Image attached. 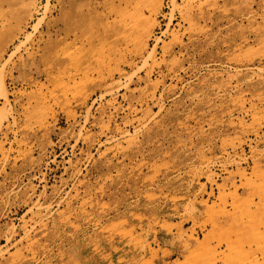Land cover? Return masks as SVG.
Returning <instances> with one entry per match:
<instances>
[{
  "label": "rangeland",
  "instance_id": "rangeland-1",
  "mask_svg": "<svg viewBox=\"0 0 264 264\" xmlns=\"http://www.w3.org/2000/svg\"><path fill=\"white\" fill-rule=\"evenodd\" d=\"M170 1L158 0L162 3L161 10L152 16V37L144 50L137 41H132L134 32L129 21H124L123 13L133 6L130 0H52V14L44 23V39L37 54L21 71L14 70L7 80L10 90L25 92L22 113L26 116L22 114L19 125L10 131V140L15 145L9 159L0 158V245L5 244V225L11 221L19 225L21 216L30 207L28 195L24 194L29 178L37 186V193L46 183L48 188L55 184L60 187L59 177L64 167H68L65 161L75 150L82 158V174L78 179L71 171L62 175L65 185L60 187L61 195L66 198L76 181L86 185L79 187L80 194L68 209L53 204V214L64 212L65 215L50 219L44 230L37 227L33 245L10 264H196L188 256L184 240L178 238L179 228L229 255L227 246L238 236L236 229V235L224 231L230 240L221 231L229 227V222L217 219L219 229L199 203L211 191V201L218 195L216 186L210 185L204 175L206 164L222 175V166L234 158L236 148L237 153L248 158L243 167L251 172L250 150L257 147L264 151V87L243 86V102L230 104L227 98L238 76L242 79L249 71L264 68V48L256 41L259 36L264 37V0H218L216 5L206 6L198 14L192 34L184 32L188 25ZM140 6L149 16L144 0ZM170 13L174 14L172 29L178 28V24L184 26L181 44L161 34L167 28ZM35 20L27 21V27ZM14 35L9 42H0L6 51L19 41V34ZM158 37L165 39L156 48L158 62L164 47L171 50L168 61L174 58L177 62L169 67H153L152 82L161 83L157 88L146 89L143 98L149 100L153 93L157 98L162 97L169 113L163 112L152 121L145 119L144 124L148 122L137 142L123 143L118 150L107 143L111 133L104 128L93 129L90 138H80L75 143L76 132L71 130L75 119L83 122V115L91 105L95 111L101 95L104 102L112 93L118 94L121 101L119 73L129 74L132 68L139 69ZM70 48L78 53L74 61L64 53ZM144 74L141 71L140 76ZM235 74L238 76L228 79ZM60 77L71 82L72 90L66 95L59 83L56 86L55 81ZM142 89L143 86L138 88ZM40 92L47 96L49 107L43 128L35 124L41 106L36 95ZM139 109L143 111L145 106ZM238 116L245 118L246 125L236 131L229 121ZM143 117L142 113L131 117L134 127L138 126V119L144 121ZM25 129L29 132L24 133ZM13 132L18 133L16 139ZM88 152L89 158L85 155ZM236 184L241 186L237 180ZM200 187H205V197L193 201ZM230 202L228 199L229 206ZM25 217L28 220L31 216ZM165 222L174 226L167 225L166 229ZM245 232L242 236L248 242L250 238ZM19 238L17 235L13 243ZM247 244L245 250L251 245L257 250L249 251L262 256L256 243ZM11 254H15L14 249ZM227 256L219 264H230Z\"/></svg>",
  "mask_w": 264,
  "mask_h": 264
},
{
  "label": "bare ground",
  "instance_id": "bare-ground-1",
  "mask_svg": "<svg viewBox=\"0 0 264 264\" xmlns=\"http://www.w3.org/2000/svg\"><path fill=\"white\" fill-rule=\"evenodd\" d=\"M140 1L141 0H130L131 4L133 5L132 9L124 12L123 15L125 18L124 21H129L131 29L134 32L132 35V41H137L140 45V48L146 50L147 41L150 37H152L151 27L154 25L151 20L152 16L154 14L155 16H157L156 14H158V12L161 10L162 3H159L158 0H144L145 7L149 9L150 13V15L146 17L140 6ZM170 2L171 6L174 8V11H177L181 16L182 21L186 25H188L187 29H185L184 32L192 34L194 28L197 25L198 14H201L206 6L216 5L218 3V0H171ZM172 7L171 12L173 10ZM52 8V0H45V3H43L42 0H0V42H4V40L8 41L11 36L13 37L14 34H19L20 36L19 41L10 51H6L5 46L0 45V158L4 161L9 157L10 153L13 152V148L15 145L14 141L10 140V131H13V128L19 125L20 122L18 121V119L22 116V114L25 115V113H22L25 106V103H23L25 92L21 91V89L18 91L10 90L7 85V80L9 76H12L14 70L21 71L22 66H25L27 63H30L34 59L35 55L38 52V49L41 46V43L43 42L44 33L42 32V30H44V23L52 14ZM169 16L170 17L168 18L166 24L167 28L161 34H163V36L165 37L171 36L172 40L176 44H181L183 41V35H185L184 32H182V27L184 26L178 24V28L172 29L171 25L173 24L174 14L170 13ZM33 18H36V20L34 21V24L30 26V28H28L26 22ZM115 30L117 31L118 29ZM256 41L262 45V48H264L263 35L259 36ZM164 42L165 39L162 37H158L156 39V44H153L154 47L149 50V55L147 54L148 56L146 55V58L143 59V63H141L142 66L140 65L139 69L132 68V71L129 74L119 73L120 77L118 79V87L119 90L121 89L123 92L121 94V101L118 97V94L112 93L111 98L106 102L103 101L104 96L101 95L97 102L95 111L92 110V105L90 104L91 107L86 110V115H83V122L77 121L75 119V123L71 126V130L74 133L76 132L75 143L79 141L80 138L81 140L90 138L91 131L93 129L104 128L106 131L111 133V135H109L111 137L107 139V143L111 144L115 149L118 150L123 143L135 144V142H137L138 138L140 137L141 129L143 127L145 128V124L148 121L156 119V117L163 112L169 113V110H167L164 106V99L162 97L157 98L153 93V96L149 100H144L145 98H143L146 89H149L150 87L157 88L161 83L160 80L152 82L151 74L153 72V67H169L177 62V60L174 58L172 61H168L167 58L171 56V50L169 47H164V50L162 51L160 57L161 62H158L159 57L156 48L159 44ZM64 53L73 61L76 60V56L78 55L77 51L72 52L71 48L66 50V52ZM168 62L170 63V65H168ZM141 71H145L143 77L140 76ZM233 76L236 77L238 75L235 74L229 76L228 79L232 78ZM171 80H173V78ZM55 82L56 86L58 83L60 84L63 89L62 91L64 95L72 90V88H70L71 82L65 81L64 78H61L60 80ZM141 86H143V89L138 90V88ZM243 86H252L255 88L264 87V68H260L259 70H251L247 74H245L242 79H239L238 76L236 86L232 87V89H230V91L228 92L227 98H229L230 104H236L238 102L244 101L245 91L243 90ZM137 94H139L140 96H137ZM36 98L37 100H40L41 106L38 107L40 108V112H38L35 117V124H37L38 127L43 128L46 123V110L49 109V107H47L48 105H46L47 96L40 92L36 95ZM139 98H143V100H139ZM123 103H125V105H123ZM139 106H145V109L143 111H139ZM139 113L143 114L144 121L138 119V126L134 127L135 121H133L134 119H131V117L136 116ZM121 115H123V117H120ZM145 119L148 121L144 124ZM245 122L246 121L244 117L238 116L236 119L233 118L229 121V126L233 130L238 131L246 125ZM28 132L29 130L25 129L24 133ZM17 134V132H13V136L15 139L17 138ZM16 144L20 147V143ZM7 146H9L8 149L6 148ZM236 146L237 145H235V147ZM250 151H252L251 160L253 164V166H251V172H248L247 169L243 167V164L248 161V158H246L244 154L237 153L236 148H234V158L232 160H229L222 166L223 174L229 175L227 178H223V174H216L210 164H206L205 166L206 170L204 172V175L206 177V180L211 183L210 185H212L213 187L214 185L216 186L218 195L215 196L213 201H211L212 191L210 189L211 193L207 195V198L205 200H202V198L205 197L206 189L205 187H200V193L194 195L193 201H197L199 198H201L202 202L199 203L200 208L208 212L207 214H209L211 219L213 221H216L214 225L219 227L217 225V219L223 218V221L229 222L231 226L228 224L230 228L226 227L224 230H222V228L221 231H223V233L225 231V233L228 235L232 234L233 232V235L237 234L238 236L233 238L234 240L236 238L237 241L235 242L233 240V242L231 243L230 240L232 239L224 233L228 238H230V240H228L230 241L228 246L231 251L227 246V251L229 252L228 257L226 255L227 253H225L223 250H219V252L217 250L218 248L214 249V247L210 245L208 246V243L204 240V242L202 240V242L199 241L194 233L188 234L182 231L181 228H179L177 232L180 237L178 238L181 239V242L184 240L185 243L183 244L184 247L186 246L188 256H190L196 264H219V262H221L224 257L226 258V256V261L230 264H264V234L261 233V228L259 227L262 222L261 219H264V151L259 150L257 147L252 148V150ZM82 153L83 152H81L80 154L82 155ZM85 155L88 156L87 158H89V152ZM102 155L103 154L99 155V158ZM65 162L68 163V167H64L65 169L63 170L62 175L68 174L71 171V175L74 178L78 179L82 174V158H79L74 150L71 158L68 161L66 160ZM231 168L235 169V172L231 171ZM62 175L59 177L60 180L58 181L59 183H61L60 187L65 185ZM86 177L87 174L84 176V179H86ZM255 178L257 180V183L256 180H253ZM236 180L239 181V183L241 182V186L238 184L240 187L236 184ZM28 181L29 184L25 187L24 194L28 195V199L30 200V207L27 210L26 214H24L23 217L21 216L19 225H16L14 221H11L10 223H7V225H5V244L0 245V264L14 263L13 261H16L18 257L22 255L24 249L33 245V234L37 227L44 230L48 227V221L50 219L56 220L62 218L63 215H65L64 212H62L58 216L53 214V204L55 203L57 206H66L68 209L72 204V200H75L76 197L80 194L79 187L86 185L85 182L76 181L78 185L74 183L71 191L69 192L67 197L64 198L62 197L63 194L61 195L62 189H60L57 184L48 188L47 183L45 182L46 184L42 187L43 189L41 190V192L37 193L38 189L36 185H33L32 178H29ZM43 181H46V177H43ZM220 181L222 183H220ZM0 188H2V186H0ZM240 190H242L241 194ZM72 192L75 193L73 196H71ZM8 194L12 195L11 193ZM228 199H231L232 201V203L230 202V206L228 205L229 203L227 204ZM27 214L31 216L28 220L25 217ZM231 222L235 223L234 227L233 223ZM170 224L171 223H166V225H164L166 226V229L172 224L174 226V223H172L171 225ZM181 224L182 223H180V225ZM222 225L223 227H225L224 224ZM261 225L263 226L264 224L262 223ZM245 228L248 229V231L244 230ZM235 229L236 234L234 233ZM243 231H247L245 232V235L246 233H248L247 235H249H246L248 239L250 238L248 242L245 241V237L242 236L244 235ZM17 235H20L21 238H19L16 243H13L16 240ZM238 237L242 238L239 239ZM244 242L246 244L248 243L247 246L249 245V243H256L255 245H257V247L259 248L258 251H261H259V253L262 256H258L259 254L256 255V253L254 254V251H256L257 248L255 247L254 250L250 247L251 245L249 246V250H254L252 253L250 252L251 250H245ZM24 244H26V247H20ZM133 246H136V243ZM147 248H150L149 244L147 245ZM12 249L15 250V254H11ZM152 249L153 248L151 247V250ZM155 250L156 249L153 250L154 254H156ZM221 252L226 256H224ZM142 262L143 261L141 260V263ZM143 264H145V262H143Z\"/></svg>",
  "mask_w": 264,
  "mask_h": 264
}]
</instances>
